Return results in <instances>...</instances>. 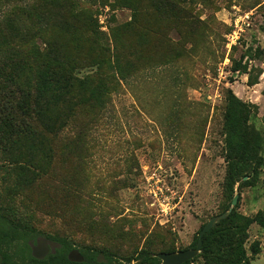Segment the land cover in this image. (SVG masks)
<instances>
[{"label": "rangeland", "instance_id": "obj_1", "mask_svg": "<svg viewBox=\"0 0 264 264\" xmlns=\"http://www.w3.org/2000/svg\"><path fill=\"white\" fill-rule=\"evenodd\" d=\"M81 1L99 13L105 32L138 14L130 38L142 47L154 39L157 64L122 80L95 122L86 114L73 119L55 137V157L41 180L20 184L17 166L0 152V213L50 240L64 237L132 264L142 250L190 249L202 226L230 204L229 89L255 105L250 124L264 140V54L256 55L264 49V0H138L134 7ZM239 62L255 67L258 83L248 85V75L235 71ZM236 195L241 213H264V164L258 183L237 185ZM255 241L261 251L252 255ZM21 248L18 241L11 251ZM246 248L252 264H264V228L257 223Z\"/></svg>", "mask_w": 264, "mask_h": 264}, {"label": "trees", "instance_id": "obj_2", "mask_svg": "<svg viewBox=\"0 0 264 264\" xmlns=\"http://www.w3.org/2000/svg\"><path fill=\"white\" fill-rule=\"evenodd\" d=\"M97 1L87 0L89 4ZM99 1L101 6L109 4ZM119 2L134 7L138 0ZM137 16L105 32L99 13L81 0H0V152L17 166L20 184L28 187L48 173L55 157L54 139L73 119L86 114L95 122L120 90L122 80L157 64L151 55L154 39L142 47L130 38ZM161 31L147 29L145 34L155 36ZM262 54L264 49L258 46L256 55ZM254 70L249 62L235 66L239 74L248 75L251 86L258 83ZM254 108L228 90L224 136L225 192L230 204L222 214L229 213L206 232L201 252L183 264L198 258L205 264H252L246 248L249 230L254 223L264 228V213L248 216L231 203L237 185L258 183L264 164L263 135L250 124ZM39 237L42 233L34 227L14 224L0 213V264H132L109 252L103 253L107 262H99L98 251L92 247L79 249L83 262H72L69 252L78 248L64 237H50L60 246L39 260L31 248ZM198 240L199 236L192 248ZM18 241L22 255L11 251ZM250 251L259 254L260 243L253 242ZM135 261L161 264L158 254L148 250L140 251Z\"/></svg>", "mask_w": 264, "mask_h": 264}, {"label": "water", "instance_id": "obj_3", "mask_svg": "<svg viewBox=\"0 0 264 264\" xmlns=\"http://www.w3.org/2000/svg\"><path fill=\"white\" fill-rule=\"evenodd\" d=\"M248 177H245L244 179H247ZM239 200V196L236 195L233 199L232 206L234 207ZM229 212H226L220 216L214 217L211 220H209L204 227L202 228L199 240L194 249H186L178 252H172V253H159L158 258L161 260V264H183L187 261H190L194 259L202 249L203 245V238L206 232H208L212 227L216 224L218 218H225L228 215ZM59 243L49 240L46 237H39L35 243H32V255L34 258L42 260L46 258L49 254L55 253L57 251V248L59 247ZM68 258L72 262H78L81 263L84 261V257L79 249H73L69 252ZM99 262H107L105 259L104 254H99L98 256Z\"/></svg>", "mask_w": 264, "mask_h": 264}, {"label": "flooded vegetation", "instance_id": "obj_4", "mask_svg": "<svg viewBox=\"0 0 264 264\" xmlns=\"http://www.w3.org/2000/svg\"><path fill=\"white\" fill-rule=\"evenodd\" d=\"M36 242V241H35Z\"/></svg>", "mask_w": 264, "mask_h": 264}]
</instances>
